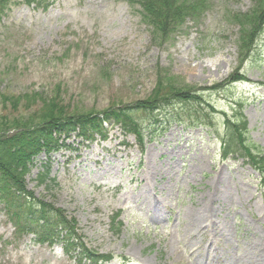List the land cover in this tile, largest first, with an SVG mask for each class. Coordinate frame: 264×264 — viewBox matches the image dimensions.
<instances>
[{
    "label": "rangeland",
    "instance_id": "rangeland-1",
    "mask_svg": "<svg viewBox=\"0 0 264 264\" xmlns=\"http://www.w3.org/2000/svg\"><path fill=\"white\" fill-rule=\"evenodd\" d=\"M130 1L56 0L45 12L13 5L0 17V128L5 118L25 125L59 109L102 124L53 135L62 148L36 157L25 180L35 200L12 207L0 198V264H250L253 245L264 253L262 168L242 143L224 157V123L237 103L264 156V0H209L172 44L155 38ZM261 17L247 57L251 30L240 25ZM169 76L183 86L150 99ZM111 106H139L131 117L141 132L104 123ZM45 164L58 189L38 185ZM42 203L98 255L74 258L62 243L37 244L19 230L24 206ZM211 207V227L188 232L184 215ZM216 225L227 226L222 236Z\"/></svg>",
    "mask_w": 264,
    "mask_h": 264
},
{
    "label": "trees",
    "instance_id": "trees-1",
    "mask_svg": "<svg viewBox=\"0 0 264 264\" xmlns=\"http://www.w3.org/2000/svg\"><path fill=\"white\" fill-rule=\"evenodd\" d=\"M55 2L56 0H0V17L13 5L33 7L36 10L45 12ZM130 2L139 6L142 21L150 27L155 38L159 39L162 44L175 43V39L184 28L186 21L194 20L195 17L200 19L209 4V0H131ZM261 20L262 17L258 23L256 19L253 28L244 21L240 25L242 31L251 30L249 45L245 48L247 57H251L254 52L253 42L260 33L258 32V26ZM169 77L167 78L170 81L168 86L160 78V87L152 93L150 99L161 96L163 92L170 91L174 86H183L184 83L180 85L176 82V78ZM182 92L186 93L184 90ZM198 97H203L200 92L194 96V98ZM115 108L116 106H111L101 113L104 116L103 122L105 123L112 119L121 121L126 128L129 126L136 127L137 129L133 132L139 134L141 131L138 128V123H135L131 116L132 111L140 107L123 106ZM234 109L235 118L229 119L228 122L225 121L224 123L225 135L228 139L227 143L224 142V157L227 150H237L238 143H242L247 149L252 162L261 166L259 168H262V175H264V156L250 142V131L247 120L243 115V106H238L237 103ZM90 116L94 115L89 114L86 117L70 116L64 110L59 109L55 112H36L31 115L25 125H22L23 123L16 119L5 118L4 121L6 123L3 122V125H6L0 128V198L10 200L12 207H18L19 198L22 196L26 199L33 198L32 200H35L36 198L28 192L25 185L33 159L41 153H47L49 156L53 151H58L62 148L63 144L59 145V139L53 138L54 134L59 136L64 134L68 137L77 130L82 131V133H86L90 129L99 130L102 124H89L92 122L89 119ZM15 128H17V132L8 134ZM36 180L38 185L52 186L54 189L59 188L56 180L50 177L48 164L43 166ZM24 208H30V212L25 213L22 218L20 216L17 217L16 226L19 230L23 227L24 229L26 228V231L34 236L35 243L50 245L64 243L65 252L74 258L77 255L88 254L90 257L98 255L95 251L86 248L76 235L75 229L67 220L68 218L51 205L38 204L37 207H34L35 210L29 205L24 206ZM110 258L107 255L103 261L107 262Z\"/></svg>",
    "mask_w": 264,
    "mask_h": 264
},
{
    "label": "bare ground",
    "instance_id": "bare-ground-1",
    "mask_svg": "<svg viewBox=\"0 0 264 264\" xmlns=\"http://www.w3.org/2000/svg\"><path fill=\"white\" fill-rule=\"evenodd\" d=\"M155 172V173H154ZM157 173V174H156ZM163 175L162 170L156 169L151 173V176L153 178V180H156L158 177H160V180L162 181V177L160 176ZM155 175V176H154ZM213 207L208 208V209H199V211L193 215H184L185 218V227L187 229L188 232H192V233H198L199 231L204 232L206 229H209L211 226H209V228L205 227L204 224V220L207 219L209 217V215L213 214ZM229 225V223H227V226ZM213 226V229L215 230L214 233L219 232L220 235L222 236V232L227 230V226L223 225V226ZM248 252H250V264H255L254 261H256V259L258 257H260L261 259L264 258V253L263 252H259V248L257 246V244L253 245L252 249H249ZM254 260V261H253ZM233 262L235 263V258L233 259ZM191 264V262L189 263ZM194 264H201L197 259H195Z\"/></svg>",
    "mask_w": 264,
    "mask_h": 264
}]
</instances>
